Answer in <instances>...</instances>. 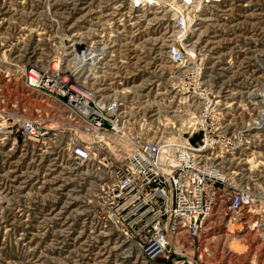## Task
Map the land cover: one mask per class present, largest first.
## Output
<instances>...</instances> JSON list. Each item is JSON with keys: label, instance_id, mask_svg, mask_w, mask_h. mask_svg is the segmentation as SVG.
<instances>
[{"label": "rangeland", "instance_id": "374dc122", "mask_svg": "<svg viewBox=\"0 0 264 264\" xmlns=\"http://www.w3.org/2000/svg\"><path fill=\"white\" fill-rule=\"evenodd\" d=\"M208 1L186 41L201 60L203 95H213L198 112L201 99L192 103L171 88L177 68L165 53L172 24L166 10L133 3L128 9V0H0V123L5 116L41 117L44 125L65 127V118H55L50 103L25 86V72L90 33H103L110 48L96 83L122 98L125 119L137 122L134 135L185 138L207 125L230 149L231 134L264 106V95L256 93L264 83V0ZM254 136L253 146L227 152L222 165L236 184L264 188V130ZM108 140L109 148L88 164L49 156L38 143L20 150L11 139L0 141V264H264V243L215 214L199 237L185 240L184 250L173 241L182 259L144 262L94 215V194L108 178L99 161L128 152L116 137Z\"/></svg>", "mask_w": 264, "mask_h": 264}, {"label": "built area", "instance_id": "2783aa9c", "mask_svg": "<svg viewBox=\"0 0 264 264\" xmlns=\"http://www.w3.org/2000/svg\"><path fill=\"white\" fill-rule=\"evenodd\" d=\"M128 1L129 9L132 4ZM166 1L172 24L165 53L177 68L171 88L192 103L201 99L194 106L198 112L206 111L213 95H203L201 60L186 44L189 29L198 22L192 13L198 0H183L189 8L185 4L181 11L170 6L173 0ZM145 2L138 9H145ZM201 4L207 7L209 1L201 0ZM94 34L90 33L89 44L54 52L45 64H30L25 72V86L50 103L55 118H65V127L44 125L41 117L13 120L5 116L0 141L11 139L20 150L30 142L38 143L49 156L66 155L73 163L87 164L109 148L110 137L127 141V153L115 160L104 159L105 163L99 161L108 178L94 194V215L102 228L116 231L144 262L182 259L184 254L172 249L173 241L184 250L185 240L199 237L212 214L247 227L264 243V188L230 181L222 165L227 152L254 145V135L264 130V106L244 130L231 134L230 149H224L220 134H210L207 125L191 130L185 138L149 140L134 135L138 134L137 122L125 119L122 98L106 94L105 87L96 83L103 75L110 47L105 34ZM256 89L264 95V83ZM194 133H199L197 140L192 138Z\"/></svg>", "mask_w": 264, "mask_h": 264}, {"label": "bare ground", "instance_id": "6f19581e", "mask_svg": "<svg viewBox=\"0 0 264 264\" xmlns=\"http://www.w3.org/2000/svg\"><path fill=\"white\" fill-rule=\"evenodd\" d=\"M132 2L131 3H133L136 7H139V5H140V3H141V1L142 0H131ZM144 2L146 1V0H143ZM156 1H158L159 2V4L158 5H152V4H148V1H146L145 3H144V6H146L147 5V7L145 8V9H154V10H159V11H161V10H165L168 6H164V4L165 3H169L168 1H166V0H163V2H161V1H159V0H156ZM175 1H177V2H179V5H180V8L177 10V11H181V10H183V8H184V5L186 4V3H184L183 2V0H173L171 3H170V6L172 5V6H174V4H173V2H175ZM199 1V3L197 4V7L198 6H200V5H202L201 4V0H198ZM163 3V4H162ZM187 5V4H186ZM188 6V5H187ZM202 7L200 6V8H197V10L196 9H194V10H192L193 12L192 13H194V15L195 16H197V18H198V13H199V11H200V9H201ZM49 11V10H48ZM184 14V13H183ZM197 18H196V20H197ZM186 27L187 28H190L189 27V23L188 22H186ZM190 30V29H189ZM90 40H91V38H88V36H87V38H86V40L84 41V42H82V41H77L75 44H74V46L73 47H79V46H82V45H87V44H89L90 43ZM62 45V44H61ZM61 45H59V46H61ZM92 45H94V46H100V45H102L101 43H99V42H93V44ZM54 46H56V45H54ZM53 47V46H52ZM62 47H64V46H62ZM62 47L60 48V49H62ZM53 49V48H52ZM60 49H58V50H60ZM0 125H4V122H2V123H0ZM120 138V137H119ZM119 141H120V143H122L123 145H125L127 148H128V145L127 144H125V143H127V141H124V140H121V139H119ZM117 145H118V143H117ZM117 145L115 146H112V148H114V150L115 149H117ZM227 175V178L230 180V178L228 177V174H226ZM231 181V180H230Z\"/></svg>", "mask_w": 264, "mask_h": 264}]
</instances>
